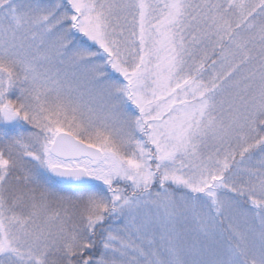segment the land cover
Here are the masks:
<instances>
[{
  "label": "snow or ice",
  "instance_id": "6c2138e0",
  "mask_svg": "<svg viewBox=\"0 0 264 264\" xmlns=\"http://www.w3.org/2000/svg\"><path fill=\"white\" fill-rule=\"evenodd\" d=\"M0 264H264V0H0Z\"/></svg>",
  "mask_w": 264,
  "mask_h": 264
}]
</instances>
